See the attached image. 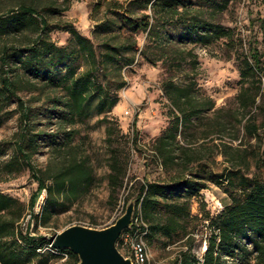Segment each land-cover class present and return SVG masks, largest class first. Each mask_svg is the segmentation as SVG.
I'll list each match as a JSON object with an SVG mask.
<instances>
[{
    "label": "trees",
    "instance_id": "obj_1",
    "mask_svg": "<svg viewBox=\"0 0 264 264\" xmlns=\"http://www.w3.org/2000/svg\"><path fill=\"white\" fill-rule=\"evenodd\" d=\"M62 1L64 5H44L40 10L34 4L20 2L0 14V42L26 30L36 34L25 44H0V126L9 116L7 108L13 98L19 101L24 120L14 153L3 167L9 176L27 168L37 182L29 201L30 220L46 224L90 188L92 166L68 146L77 133L73 127L95 113L103 116L101 122L106 124L110 137L109 114L118 103L115 93L126 85L123 70L139 59L153 66L160 62L165 67L160 87L172 121L152 147L160 166L170 176L167 182L140 184L136 203L141 204L146 218L158 205L169 217L167 223L155 224L150 231L167 237L185 231L183 215L189 217V208L175 201L180 193L193 196L206 188V182L224 183L231 203L209 224L210 236L201 264H217L223 256L234 259L245 252L247 245L255 254L253 264H264V53L255 48L248 55L236 56L239 90L234 108H215L196 82V46L207 48L219 40L237 42L232 31L216 22L229 0H99L93 12L103 11L104 19L94 29L97 41L92 42L72 26L57 25L55 29L66 31L70 39L67 45L56 46L43 15L68 11L70 0ZM169 27L182 28L178 41L169 35ZM260 30L264 43V18ZM138 34L145 35L142 46L138 45ZM189 42L194 43L193 48ZM22 77L28 78L29 89H35L38 83L49 91L62 92L49 102L47 110L55 112L57 131L45 136L48 147L59 155L42 172L31 162V153L39 147L36 138L40 137L28 133L35 112L17 97ZM132 126L134 129L135 121ZM195 143L201 144L200 149ZM112 150L107 179L116 192L124 184L126 159L115 148ZM218 155L226 165L222 170L215 162ZM43 191L44 204L40 213L34 214L32 209ZM25 211L19 200L0 193V264H32L56 258V254L37 251L43 249V238L28 233L29 223L25 233L18 229ZM55 251L68 254L69 264L79 263L70 250ZM189 256L187 251L182 252L180 264H200L195 257L189 263Z\"/></svg>",
    "mask_w": 264,
    "mask_h": 264
},
{
    "label": "rangeland",
    "instance_id": "obj_2",
    "mask_svg": "<svg viewBox=\"0 0 264 264\" xmlns=\"http://www.w3.org/2000/svg\"><path fill=\"white\" fill-rule=\"evenodd\" d=\"M20 2L34 4L38 10L44 5H64L62 0H0V14L8 8L16 7ZM98 2L99 0H70L69 10L61 15L44 14L50 25L51 41L56 46H65L70 39L66 31L55 29L57 25L72 26L82 36L89 38L92 42L97 41L93 38L94 29L96 24L104 19L103 11L93 12ZM262 18H264L262 0H229L222 14L216 17V22L226 30L232 31L237 42L227 44L224 40H219L207 48L201 46L194 48L199 61L197 87L213 100L215 108L236 107L235 96L239 90V63L236 56L248 55L249 51L255 48L258 52L264 53L260 30ZM168 33L176 42L180 38L182 28L169 27ZM35 35L34 31L26 30L19 36L6 38L0 44L10 42L17 45L25 44ZM144 39V34H138L139 46L143 45ZM188 46L193 48L194 43L189 42ZM123 76L126 85L115 93L118 103L109 114L112 121L108 123V126L113 132L110 137L105 128L106 124L101 122L103 116L93 113L85 123L73 127L77 133L68 143V146L72 148L70 151H74L81 159L85 158L93 168L90 188L80 195L77 201L69 203L67 209L53 215L46 224L30 220L29 201L37 190V182L31 177L29 170L24 168L18 174L11 176L5 174L3 164L14 153L15 143L20 139L24 123L20 117L19 101L16 98L12 99L7 108L10 112L9 116L0 126V193L16 198L24 204L26 211L17 227L25 233L29 223L28 233L33 237L43 238V249L37 251L56 254V258L47 257L40 263L35 261L32 264H69L68 254H61L55 251L56 249H50L56 234L73 226L96 230L108 228L125 214L130 205H133L130 225L122 231L116 241V248L121 255L125 258L130 257V240L141 237L148 249L147 264H180V255L186 251L190 254L189 263L195 257L201 264L210 236L209 224L217 218L216 215L225 206L231 203L224 183L206 182V188L198 194L187 196L181 192L179 198L175 200L179 201L184 208L186 206L189 208V217L186 218L185 214L183 215V222L186 223L185 231H177L172 237L150 231V227L155 224L167 223L169 217L165 208L158 205L150 212V217L146 218L141 212V204L136 203L140 184L167 182L170 176V173L165 172L160 166L152 147L154 140L169 127L172 121L168 101L160 87L165 77V67L160 62L153 66L139 59L137 63L123 70ZM27 79L22 77L19 85L21 89L17 97L32 109V113L35 112V119L30 121L33 125L30 126L28 133L40 134V137L36 138L39 147L31 153V162L42 172L50 163L53 164L55 156L59 155L48 147V139L45 136L57 131L55 112L47 110L51 106L49 102L55 96L60 97L62 92L59 89L49 91L38 83H36L38 87L29 89L26 84L29 83ZM110 140L113 141L112 146ZM200 145L194 144L196 149H200ZM112 147L118 153L121 152L126 159L124 184L116 192L111 190L107 179L108 158L113 152ZM222 161L223 158L220 155L215 157L220 170L226 166ZM42 195L45 199L44 191L39 194L32 209L34 214L40 213L44 204L40 198ZM141 227L145 230L141 231ZM254 255L252 247L247 245L244 253L234 259L223 256L217 264H253Z\"/></svg>",
    "mask_w": 264,
    "mask_h": 264
},
{
    "label": "water",
    "instance_id": "obj_3",
    "mask_svg": "<svg viewBox=\"0 0 264 264\" xmlns=\"http://www.w3.org/2000/svg\"><path fill=\"white\" fill-rule=\"evenodd\" d=\"M133 205L113 225L102 230L80 226L69 227L56 234L51 247L56 250H70L79 258L78 264H131L119 253L116 241L131 222Z\"/></svg>",
    "mask_w": 264,
    "mask_h": 264
},
{
    "label": "built area",
    "instance_id": "obj_4",
    "mask_svg": "<svg viewBox=\"0 0 264 264\" xmlns=\"http://www.w3.org/2000/svg\"><path fill=\"white\" fill-rule=\"evenodd\" d=\"M40 198L42 199L41 201L43 203V195ZM127 258L130 260L131 264H147L148 249L146 243L141 237H135L134 239L130 240V257Z\"/></svg>",
    "mask_w": 264,
    "mask_h": 264
}]
</instances>
